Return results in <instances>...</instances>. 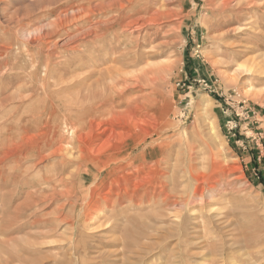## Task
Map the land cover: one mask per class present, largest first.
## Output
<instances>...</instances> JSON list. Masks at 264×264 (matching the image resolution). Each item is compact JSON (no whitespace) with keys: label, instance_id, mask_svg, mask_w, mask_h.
<instances>
[{"label":"rangeland","instance_id":"rangeland-1","mask_svg":"<svg viewBox=\"0 0 264 264\" xmlns=\"http://www.w3.org/2000/svg\"><path fill=\"white\" fill-rule=\"evenodd\" d=\"M87 2L0 0V264H264V0H142L156 21L115 55L90 51ZM92 95L108 113L69 139L97 169L84 184L39 111Z\"/></svg>","mask_w":264,"mask_h":264},{"label":"bare ground","instance_id":"bare-ground-1","mask_svg":"<svg viewBox=\"0 0 264 264\" xmlns=\"http://www.w3.org/2000/svg\"><path fill=\"white\" fill-rule=\"evenodd\" d=\"M87 1H88L87 2V8H83L82 13L79 14L81 16L78 18V20L80 21V20H83L85 18H87V20L93 19V18H99L100 19V21L98 22L99 26H97L93 30H91L90 34H89L93 38L92 41L94 43V44L92 43V45H91L92 46L90 49L91 52H97L98 53L101 51H106L108 49L107 48V46H108V47L114 49L113 55H115L120 51V49L113 47L120 40V36H118L119 31L124 32L125 28H128V27L132 28V26L143 27L144 26L143 23H145V21L149 22L150 24H153L156 21L155 18L147 17L149 15V12L151 11L150 7L149 8L147 7L148 3H147L146 7L141 8L140 6H138L140 4V2H142V0H87ZM146 2H148V1H146ZM213 3L216 6L215 7L216 11L222 12V13H228V12L233 13L232 11L234 10V7L237 6V9H242V6L244 7V5H245L243 0H213ZM140 5H142V4H140ZM160 8H161V6L159 7V9ZM168 13H169V10H168ZM158 15H167V13L163 14L159 10ZM134 16H136V19L134 21H132ZM231 16L233 17L234 15H230V16L227 15L226 17L231 18ZM237 17H238V15H237ZM111 18L114 21H112L110 23L109 20ZM40 19L41 18L37 17L33 20V22L36 23V22L40 21ZM227 19L228 18H224L222 23L228 22ZM163 20H165V19H163ZM233 20H235V23L237 22V18H233ZM75 21H76V18H75ZM231 21L232 20H229V22H231ZM20 23L22 25V27H21V30L23 33L22 37H24L26 34L25 28H27L29 26L26 25V23L24 22L23 19L20 20ZM146 26H148V25H146ZM52 35L53 34H46L42 38L39 37L40 39L38 38L34 42L42 43V39L46 40V39L50 38ZM123 37L125 39V36H123ZM106 41H108V42H106ZM137 45H138V43H137ZM131 46H133V45H129V46L125 47L128 50L127 51L128 56L124 57V59H126L127 62L122 63V66L125 68H130V67L134 66L137 62L136 61L137 55L134 51L135 49L133 50L132 48H130ZM120 47H122V46H120ZM2 48L3 49L0 48V57L8 55V53H9L8 49H5L4 47H2ZM9 49H10V47H9ZM88 49H89V47H88ZM113 49H112V52H113ZM73 50H76V47H74ZM9 56H10V54H9ZM6 65H7V63H6ZM121 72H122L121 69L110 68L107 71H103L100 75H101V77L105 76L106 77L105 79L107 81H111V82L117 81V83H119V80H115L114 75L115 74H121ZM110 74H112V76H110ZM103 77L99 81L96 82L98 85L105 82V79H103ZM134 78H135V76H134ZM127 80L128 79L123 78V83H126ZM120 84H122V81L120 82ZM113 89H115V86L113 87ZM100 102H102V103H100ZM106 105H107V103L102 100V96H99V95L93 96L92 95V96H87V97H83V98L81 97V98H77V99L73 100L71 103H69V105L65 106L66 109L63 113H61V110H58L57 106H55L54 104L45 105V107L42 108V111H39V115H41L39 117L40 122L41 123L46 122L52 128L51 129V138H52L53 147L56 149L55 154L63 157V159H65L67 162H69L70 160H73V159L80 161L81 167H80L79 175L82 176V181H81L82 183L88 181L89 179L91 180V177H94V175H96L97 169H96V167L93 166V160L91 158L89 159L88 157H86L84 155L83 151H79L78 153L72 152V148H71L72 143L70 142L69 139L75 140V139L80 138L81 132H82L81 130L83 128L86 129L88 127H92L95 123H98L97 121L99 119H101L102 116H104L108 113L105 110ZM0 109H3V108H0ZM61 125H63V127L66 129L68 139L65 137H62L60 135L59 128ZM75 156L77 158H74ZM67 157H69V158H67ZM26 172H27V170H26ZM86 177L88 179H86ZM205 185H206V183H204V186ZM221 190H222V186H221L220 182L218 181L214 187L213 186L206 187V188L201 187L197 190L196 193H201V200H204L206 192L208 194H210L209 198L211 199L215 195L222 193ZM181 202H183L181 197H179L178 199H173L169 195L164 196V202L163 203L168 208H172V206H179L181 204ZM209 203L210 202H207V204H209Z\"/></svg>","mask_w":264,"mask_h":264}]
</instances>
